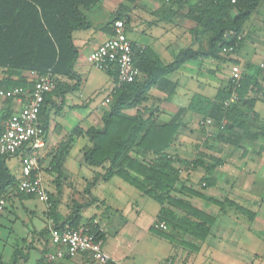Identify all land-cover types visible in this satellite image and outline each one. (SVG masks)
Wrapping results in <instances>:
<instances>
[{"label": "crops", "instance_id": "obj_1", "mask_svg": "<svg viewBox=\"0 0 264 264\" xmlns=\"http://www.w3.org/2000/svg\"><path fill=\"white\" fill-rule=\"evenodd\" d=\"M202 2L100 0L89 10L80 8L89 28L71 34L76 51L75 76L72 79L51 76L54 89L56 83L62 90L77 84L78 88L62 95L57 91L51 93L42 106L40 117L45 137L44 146L38 152L39 174L51 204L48 206L17 187L21 175L18 157L4 160L14 183L0 194V199L5 200L0 211V264H11L14 256L15 264H264V253L254 250L256 242L264 243V235L252 230L255 224L242 225L238 222L246 220L242 215L234 212L237 215L232 217L229 212L222 213L218 207L197 197L182 199L214 219L204 241L174 231L169 225L166 230L155 228L160 206L116 176L108 181L102 178L94 181L96 175L105 173L109 164L106 162L100 167L87 165L84 153L91 147L90 141L84 134L71 137L76 129L84 132L89 128L102 129V118L111 110L114 93L119 87L112 76L90 64L88 55L111 37L112 24L120 19L126 21V36L139 53L138 80L152 82L140 105L122 113L127 116L139 114L143 120L154 124L178 125L168 154L181 161H190L178 154L187 151L192 141L200 144L201 140L204 145L213 143L217 127L213 122L207 125L203 117L188 111L190 100L194 95L213 100L221 89L232 83L233 74L238 72L241 80L244 75L252 79L246 98L253 103L240 107V110L251 115V120L259 121L260 133H263L264 2L250 15L237 35V39L243 40L239 49L225 54L224 47L217 59L200 54L207 50L210 35L201 32L189 18V11ZM186 50L199 54L173 65ZM18 78H24L30 85L23 88H31L36 75L0 68V90L10 89ZM20 108L21 104L15 100L0 96L1 127L6 116ZM69 138L71 141L57 186L55 160L60 145ZM259 142L264 147L262 135ZM184 184L194 190L192 185ZM195 191L205 195L203 190ZM206 197L217 199L210 195ZM86 224H93L103 237L104 251L109 257L107 261H94L88 254L53 263L46 261V253L54 250L49 242L50 226L64 228ZM261 230L264 234V228ZM156 232L170 236L173 241ZM246 236L251 239L247 244L242 242Z\"/></svg>", "mask_w": 264, "mask_h": 264}, {"label": "trees", "instance_id": "obj_2", "mask_svg": "<svg viewBox=\"0 0 264 264\" xmlns=\"http://www.w3.org/2000/svg\"><path fill=\"white\" fill-rule=\"evenodd\" d=\"M99 1L0 0V68L14 73L26 71L37 75L50 74L52 77L74 78L73 64L76 51L72 45L71 34L89 28V23L80 12V8L89 10ZM263 2L264 0H236L235 3H231V0H203L196 9L190 10V20L197 24L201 32L210 35L207 50L200 54L217 59L220 49L224 47L233 46L235 51L239 49L243 40L237 39V35L241 33L243 24L250 15ZM229 32L233 36L226 40L224 35ZM132 48L134 64L139 69L137 64L139 53L133 46ZM198 54L186 50L178 56L173 65L180 64L186 59L196 58ZM108 74L114 78L112 73ZM57 84L52 92L45 95L43 104L47 102L51 93L57 91L62 95L64 92L78 88L77 84L73 88L62 90ZM251 84L252 79L244 75L236 87L233 83H229L213 100L201 95H194L190 100L188 111L200 115L204 120H211L217 127L218 131L213 136V142L238 147L244 139L258 142L261 135L264 138V131L263 133L251 131L248 123L251 115H246L240 110V107L251 106L253 103L246 98ZM151 85L152 82L141 83L139 80L121 85L114 93L111 110L102 118V129L73 131L71 137L84 134L91 143V147L84 153L87 165L100 167L106 162L109 164L105 173L96 175L94 181L98 178L108 181L113 176L122 179L160 206L158 223H164L166 228L169 225L172 230L179 231L183 235L188 234L201 241L208 236L214 219L192 208L182 199L183 197H197L218 207L222 213L232 209L237 214L246 216L248 220L254 219V213L246 211L230 200L219 201L206 197L182 184L179 169L174 165L176 162L186 171L203 168L204 176L201 183L205 184V188L215 185L211 172L222 163L217 159L211 165L204 166L206 163L203 160L201 162V159L181 161L168 154L167 149L174 140L178 125L154 124L143 120L139 114L127 116L122 113L123 110L140 105ZM14 86L23 88L30 85L24 78H18L11 88ZM232 90L235 91L236 100L229 103ZM41 111L42 108L39 119ZM1 132L0 124V135ZM70 141L71 138L60 145L59 156L55 160L57 186ZM5 159L0 156V194L14 183L4 165ZM177 185L182 186L181 189H177ZM94 228L98 233V239L103 241L99 231L95 226ZM156 233L173 241L164 233ZM15 257L11 264H15Z\"/></svg>", "mask_w": 264, "mask_h": 264}, {"label": "built area", "instance_id": "obj_3", "mask_svg": "<svg viewBox=\"0 0 264 264\" xmlns=\"http://www.w3.org/2000/svg\"><path fill=\"white\" fill-rule=\"evenodd\" d=\"M167 2V0H165ZM236 0H231L235 3ZM126 21L116 20L111 27V37L88 55L90 64L97 70L112 73L115 84L120 87L138 80L139 69L134 64V51L130 40L126 36ZM232 33H226L224 38L229 40ZM234 52L233 46L224 48L225 54ZM35 74V73H34ZM36 75L31 88L13 87L0 90V96L15 100L21 108L7 117L2 123L0 135V156L5 158L18 157L21 175L17 187L28 195L38 198L50 206V198L42 185L39 174V151L44 146L45 132L40 123L39 113L44 103V97L54 89V81L50 74ZM240 76L234 74L232 83L236 87ZM235 93V91H234ZM232 93L231 100H236ZM226 105L228 104L225 103ZM212 124L211 120L206 121ZM5 200L0 199V211ZM155 228L166 230L164 223H157ZM98 233L93 224H86L77 228L49 227V242L54 248L46 253L45 259L49 263L64 259H73L80 254H88L97 262H105L108 255L104 251L103 241L98 239Z\"/></svg>", "mask_w": 264, "mask_h": 264}, {"label": "rangeland", "instance_id": "obj_4", "mask_svg": "<svg viewBox=\"0 0 264 264\" xmlns=\"http://www.w3.org/2000/svg\"><path fill=\"white\" fill-rule=\"evenodd\" d=\"M234 74L231 81L234 80ZM238 75H240L239 72ZM232 93H234V90H232ZM248 123L252 129L251 131H262L260 130L261 123L259 121L255 122L250 119ZM261 140L262 139H260V141ZM199 142L200 144L195 140L192 141L189 145L190 148L178 155L187 160L197 159L200 161L201 159V162L203 160V162L206 163H204V166H209L219 159L223 165L216 166V169L211 172V176L215 179V185L211 188H205V184L201 183V177L203 178L204 176L203 168L195 171H186L183 169V166H180L179 163L176 162L174 165L179 169V175L183 181L182 184L184 185V182H186L189 186L192 185L194 190H203L206 196L210 195L221 201L225 199L230 200L246 211L254 213V219L252 220H248L246 216H243L249 223L243 219L238 222L242 223V225L251 224L253 222V225H255L252 227V230L257 234L261 233V235H264L261 230L264 228L263 144L259 141L253 142L248 139L242 140L238 147L222 143L217 145L214 142L204 145L203 141L199 140ZM181 187L180 185L176 186L177 189H181ZM130 189L132 188L130 187ZM227 212H229L228 214L232 215V217L237 215L234 213V210H229ZM249 241H251V239L248 236H246V239L242 240L245 244ZM247 246L249 247L250 245L248 244ZM254 250L258 251V253L262 252L263 254L264 243L260 241L256 242ZM157 252L160 253V251ZM219 264L221 263L219 262Z\"/></svg>", "mask_w": 264, "mask_h": 264}]
</instances>
